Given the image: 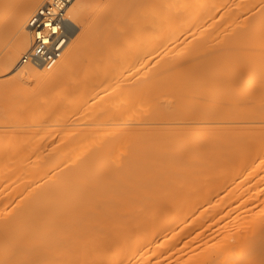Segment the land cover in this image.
I'll return each instance as SVG.
<instances>
[{
  "label": "bare ground",
  "instance_id": "6f19581e",
  "mask_svg": "<svg viewBox=\"0 0 264 264\" xmlns=\"http://www.w3.org/2000/svg\"><path fill=\"white\" fill-rule=\"evenodd\" d=\"M73 1L0 0V264H264V0Z\"/></svg>",
  "mask_w": 264,
  "mask_h": 264
},
{
  "label": "rangeland",
  "instance_id": "374dc122",
  "mask_svg": "<svg viewBox=\"0 0 264 264\" xmlns=\"http://www.w3.org/2000/svg\"><path fill=\"white\" fill-rule=\"evenodd\" d=\"M48 1H49V0H45L44 3H47ZM80 1H81V0H74V1L71 3L70 7H69L68 10H67V14H66L67 16H71L70 14L72 13V11H73L74 9H76V6L80 3ZM44 3H43V4H44ZM119 33H120V32H119ZM119 33H117V34H119ZM126 34H127V33H126ZM128 34H129V33H128ZM131 34H132V33H131ZM74 36H75V35H73V37H70V39H71V40H72V39H76V38H74ZM117 36H118V35H117ZM119 36H120V35H119ZM131 36H132V35H131ZM31 37H32V34H31ZM125 37H126V35H125ZM125 37H122V39L124 38L126 41H127V39H128V41H129L128 43H129V44H130V43L133 44V42H134V44H135V41H130V40L132 39L130 36H129V37L127 36L126 38H125ZM118 38H119V37H118ZM118 38H117V40H119ZM120 38H121V37H120ZM129 38H131V39L129 40ZM70 39H69V43L67 44L66 49H65V51H64V53H63V55H62V57H64L66 51L69 49V46H70V44H71ZM115 39H116V38H115ZM124 39H123V40H124ZM123 40L121 41L119 47H118V41H116L117 44H116L115 42H113V47H114V44H115V46L117 45V47H116V48L114 47L115 49L112 48V50H113L116 54L118 53V56L116 55V57H118V58H119V57H122V58H120V59H122V60H123V58H124V57H123V55H124V54H123L124 51H121V49H124V45H123V44L126 43L125 46H126V47L128 46V45H127V42H125V40H124V42H123ZM122 42H123V44H122ZM138 43H139V42L137 41L136 44L138 45ZM121 44H122V45H121ZM132 44H130L129 46L131 47ZM129 46H128V47H129ZM132 46H133V45H132ZM134 46H135V45H134ZM134 46L131 48L132 50L137 48V47L134 48ZM117 48H119V49H118V51L116 52ZM181 48H182V47H180V53H181V52H184V51H181ZM110 49H111V48H110ZM112 50H110V51H112ZM125 50H126V48H125ZM132 50H131V51H132ZM177 50H178V49H177ZM182 50H183V49H182ZM129 51H130V50H129ZM107 52H108V51H107ZM119 52H120V53H119ZM175 52H177V51H175ZM109 53H110V52H109ZM111 53H112V52H111ZM126 53H127V52H125V54H126ZM129 53H130V52H129ZM120 54H123V55L120 56ZM174 54H175V53H174ZM182 54H183V53H182ZM107 55H109V54H107ZM114 55H115V54L111 55V57H112V56L114 57ZM128 55H129V54L127 53V55H125V56L127 57ZM173 56H175V55H173ZM176 56H177V54H176ZM178 56H180V55H179V51H178ZM111 57H109V59H110ZM116 57H114V58H116ZM163 59H164V58H163ZM124 60H125V58H124ZM127 60H128V57L126 58L125 61L127 62ZM113 61L116 62V59L113 60ZM113 61H112V62H113ZM117 61L120 62L119 59H117ZM125 61H124V62H125ZM19 62H21V64H24V65H29V64H30L29 62L22 63V56H21V58L19 59ZM107 63H108V62H107ZM113 64H114V63H113ZM116 64H118V63H116ZM120 64H122V63H120ZM124 64H125V63H124ZM114 65H115V64H114ZM111 66H112V65H111ZM151 66H152V65H151ZM112 67H113V66H112ZM114 67H115V66H114ZM116 67L119 68L118 65H116ZM127 67H128V66H127ZM124 68L126 69V67H124ZM120 69H123V65H121ZM123 70H124V69H123ZM210 74H211V73H210ZM208 76H209V75H208ZM211 76H212V74H211ZM211 76H210V77H211ZM202 79L204 80V78H202ZM208 79H209V78H208ZM206 80H207V77H206ZM211 81H212V80H211ZM12 82H13L14 84H13ZM12 82H11V83L14 85V86H13L14 90H20V89L22 88V87H20L21 85H18V86H17L18 83L15 82V80L12 81ZM208 82H209V81H208ZM208 82H207V83H208ZM202 83H203V82H202ZM207 83H205V86H203V88H206L208 84L211 86V83H210V82H209L208 84H207ZM197 85H199V84H196L195 87H197L196 90L199 92L200 90L198 89V86H197ZM202 85H203V84H202ZM199 86L202 88L201 85H199ZM201 88H200V89H201ZM208 88L211 89V87H209V86H208ZM208 88H206V90H207ZM194 89H195V88H194ZM194 89H193V88L190 89V87H189L190 95L187 94L186 96H188V95H189V97H190V96H193V95L195 96L196 92H195L194 94L192 93L193 95L191 94V90H194ZM203 90L205 91V89H203ZM203 90L201 89L202 92H203ZM253 90H254V89H253ZM15 92H16V91H15ZM192 92H193V91H192ZM202 92H201V93H202ZM207 92H208V91H205L206 94H209L208 97L210 98V94H212V93H207ZM209 92H211V90H210ZM218 92H219V93H218ZM218 92H217V93H218L220 96H219L218 94H216V97L219 96V98H220V97H221V94H222V91H221V93H220V91H218ZM197 94H198V93H197ZM17 96H18V95H17ZM186 96H183V95H182V97H183V98H182V99H183V102L181 103V105H183V106H184V102H185L184 97L186 98ZM196 96H197V95H196ZM198 96H200V95L198 94ZM212 96H213V95H212ZM222 96H223V94H222ZM200 97H201V96H200ZM200 97H199V99L201 100L202 97H201V98H200ZM205 97L207 98V96H203V98H205ZM214 97H215V96H214ZM18 98H19V97H18ZM18 98L15 99V100H18ZM190 98H191V97H190ZM195 98H197V97H195ZM166 99H167V100H170L169 98H167V95H166ZM166 99H164V100L167 101ZM186 99L188 100L189 98H186ZM191 99H194V97L191 98ZM191 99L188 100V102L186 101L187 103H186V106H184V107H187L188 104H191V102H193V103H192L191 105H189L188 107L193 106L196 102H199L198 99H197V101H196V99H195V100H194L195 103H194V101H191ZM207 99H208V98H207ZM213 99H214V98H213ZM213 99L210 98V101L213 100ZM164 100L162 99L161 103H162ZM215 100H216V99H215ZM215 100H214V102H215ZM206 101H207V100L204 99V102H203L204 105H202V104H201V105H202V106H205V102H206ZM216 101H217V100H216ZM219 101H220V100H218V101L215 102V103H219ZM1 102H3V101L0 100V105H1ZM6 102H7V101H6ZM6 102L4 101L3 103H6ZM8 102H9V103H6L5 105H7V107H8V105L12 106V103L10 104V101H8ZM16 102H17V101H16ZM189 102H190V103H189ZM164 103H165V102H164ZM166 103H167V102H166ZM199 103H200V102H199ZM201 103H202V101H201ZM209 103H210V102L208 101V104H209ZM215 103H214V104H215ZM220 103H221V101H220ZM162 104H163V103H162ZM210 104H211V103H210ZM210 104H209V105H210ZM195 105H197V103H196ZM198 105H199V104H198ZM198 105H197V106H198ZM218 105H219V106L215 107L216 109H217L218 107H221V106H220L221 104H218ZM3 106H4V105H3ZM10 106H9V109L11 108ZM183 106H181V110H182ZM197 106H196V107H197ZM202 106L200 107L201 109H199V113L202 111V108H204V107H202ZM213 106H216V105H213ZM213 106H212V107H213ZM12 107H14V104H13ZM196 107H194V108H196ZM205 107H208V106L206 105ZM191 108H193V107H191ZM197 108H199V107H197ZM51 109H52V107L48 106L47 108H45L44 110L39 111V112H38L37 110H33L34 112H33V111H30L31 114L33 115L32 118H34V120L32 121V125H31L30 120H29L30 117H28L29 115H28L27 113H25V115H24V113H23V116H24V117H23L22 115H21V116H18V117H16V115H15V117H14L13 114H14V112H16V110H14V108H12V110H14V111L12 112V113H13V114H12L13 116H11L10 113H9V115L7 114V112H8V108H7V111L5 110V111H3V113L6 114V115H8V116H6V117H9V119H10V116H11L12 119L15 118V119H13V120L11 119L12 121H15L16 118H17V119H19L20 122L22 121V123H23V121H25V120L27 119V120L29 121L28 123H30V126H31V128H32V127H33V123H34V122L36 123V122L38 121V120L36 121V119L41 120L42 117H43V118H46L49 114L51 115V112H50V111H52ZM185 109H186V108H184V112H180V111H178V112H180V114L177 115L179 118H180V116H181V113H183V115L186 114L187 112L185 113V111H186V110L189 111L190 108H189V109H186V110H185ZM207 109H209V108H207ZM213 109H214V108H213ZM216 109H215V110H216ZM232 109L235 110L236 108L232 107L231 110H232ZM1 110H2V109H1ZM53 110H54V109H53ZM65 110H67V112L64 113V115H68V113H70V114H71L70 116H72V113L75 112L74 114H76V113L78 112V110H77L76 108H75V109H70V110L65 109ZM190 110H191V112H192L193 115L196 114L195 112H196L197 110H195V111H194V109H190ZM203 110H204V109H203ZM205 110H206V108H205ZM210 110H212V109H210ZM227 110H228V109H227ZM231 110H230V111L228 110V112H229V113L232 112V114L234 113L233 115H235V112H234L233 110H232V111H231ZM35 111H36V112H35ZM46 111H47V112H46ZM76 111H77V112H76ZM182 111H183V110H182ZM193 111H194V112H193ZM206 111H208V110H206ZM0 112L2 113V111H0ZM5 112H6V113H5ZM9 112H10V110H9ZM21 112H22V111H21ZM40 112H41V113H40ZM43 112H44V113H43ZM202 112H203V111H202ZM202 112H201V113H202ZM1 113H0V114H1ZM18 113H19V112H17V114H18ZM28 113H29V112H28ZM78 113H81V112L79 111ZM78 113H77V114H78ZM189 113H190V112H189ZM194 113H195V114H194ZM197 113H198V111H197ZM236 113H237V110H236ZM4 114H3V115H4ZM20 114H21V113H20ZM29 114H30V113H29ZM31 114H30V115H31ZM42 114H43V115H42ZM56 114H57V113H56ZM56 114H54V115L57 116ZM62 114H63V112L61 113V116H62ZM81 114H82V113H81ZM84 114H85V113H84ZM232 114H230V116H233ZM37 115H39V116L41 115V116H40V117H39V116L36 117ZM54 115H52V116H54ZM78 115H79V114H78ZM78 115H76V116H78ZM183 115H182V116H183ZM186 115H187V114H186ZM190 115H191V113L189 114L188 117L185 116L184 119L189 118ZM52 116H50V117H51V120L54 121V118H55V117L52 118ZM84 116L86 117V115H84ZM182 116H181V118H182ZM235 116H236V115H235ZM21 117L24 118V120H23ZM25 117H26V118H25ZM27 117H28V118H27ZM4 118H5V117H3L2 115H0V127H1V125H2L1 129L4 128V127H5V129H6V128L8 129V127L10 128V127L12 126V124H11V126H9V123H8V122H10V120L7 122ZM48 118H49V117H47V119H48ZM62 118H63V117H62ZM67 118L69 119L68 116L65 117V119H67ZM73 118H74V117H73ZM73 118H71V119H73ZM75 118L77 119V117H75ZM75 118H74V119H75ZM80 118H81V116H80ZM190 118H192V117H190ZM231 118H232V117H231ZM233 118H234V117H233ZM65 119H64V120H65ZM78 119H79V117H78ZM88 119H90V118L88 117ZM182 119H183V118H182ZM27 120H26L25 122H27ZM49 120H50V118H49ZM69 120H70V119H69ZM79 120H80V119H79ZM79 120H77L79 124L85 122V121H84L85 119H83L84 122H82V121L79 122ZM86 120H87V117H86ZM12 121H11V122H12ZM16 121H18V120H16ZM75 121H76V120H75ZM75 121H74V122H75ZM87 121H88V120H87ZM4 122H6V123H4ZM71 122H72V121H71ZM74 122H73V123H74ZM12 123H13V122H12ZM16 123H17V122H16ZM16 123H15V125H16ZM28 123H26V125H27ZM35 123H34V124H35ZM37 123H38V122H37ZM85 123H86V122H85ZM7 124H8V126H7ZM23 124H25V123H23ZM71 124H72V123H70V124L68 123L67 126L69 127V125H70L71 128H72V127L75 126V124L77 125V122H75L74 124H72L73 126H72ZM79 124H78V126H79ZM17 125H18V124H17ZM20 125H21V123H20ZM20 125H18L17 127H19ZM3 126H4V127H3ZM13 126H14V125H13ZM67 126H66V127H67ZM81 126H82V124L80 125V127H81ZM83 126H84V125H83ZM83 126H82V128H83ZM20 127L23 128V127H26V126H25V125H21ZM20 127H19L18 130L21 132ZM28 127H29V125L26 127V129H25V128H24V129L27 130ZM50 127H51V126H50ZM76 127H77V126H76ZM80 127L77 128V129H80ZM84 127H85V126H84ZM11 128H12V127H11ZM11 128H10L9 130H11ZM14 128H15V130L17 129L16 127H14ZM54 128H55V127L52 126V130H53ZM69 128H70V127H69ZM71 128H70V129H71ZM74 129H75V128H74ZM2 130H3V129H2ZM25 130H23V131L25 132ZM66 130H67V132L69 131L68 128H67ZM75 130H76V129H75ZM75 130L71 129V131H72L73 133H74ZM188 130H189V129H188ZM188 130H187V131H188ZM192 130H193V129H192ZM196 130H197V129H196ZM4 131L6 132V131H8V130H4ZM49 131H51V128H50ZM53 131H54V130H53ZM189 131H190V130H189ZM193 131H194V130H193ZM8 132H9V131H8ZM10 132H11V133H7V132L4 133V134H6L4 137L8 136V137H7L8 140L5 139V138L3 137L4 134L2 135V137H3L5 140H7V141H5V140L1 137V138L3 139L2 141H4L5 145H9V146H10V144H9L8 142H11V143H12L11 145H14V144H15V141H17V140L19 139V138H17V137H18V135H19V133H20V132L16 133V134H15L16 136L13 135V133L17 132V131L14 132V129H13V128H12V131H10ZM24 132H23V133H24ZM54 132H55V131H54ZM65 132H66V131H65ZM23 133H21V134H23ZM25 133H26V132H25ZM25 133L22 135L23 137L20 136V139H21V138H25V137H24ZM48 133H49V132H48ZM70 133H71V132H70ZM73 133H71V135H72ZM188 133L190 134L189 136H191V135H192L191 133H193V132L190 131V132H188ZM7 134H8V135H7ZM11 134H12V135H11ZM17 134H18V135H17ZM50 134H51V137H52V139H53V137L55 136V134H54L53 136H52V133H50ZM66 134L69 135V137H68V135H67V139L70 138V134H69V133H65V134H64L65 137H66ZM74 134H75V133H74ZM9 135H10V136H9ZM46 135H47V134H46ZM12 136H14V137H12ZM25 136H26V135H25ZM48 136H50V135L48 134ZM75 136H76V134L74 135V137H75ZM46 137H47V136H46ZM51 137H50V138H51ZM55 137H56V136H55ZM55 137H54V138H55ZM10 138H11V139H10ZM12 138H13L14 140H12ZM15 138H16V139H15ZM76 138H78V137H76ZM190 138H191V137H190ZM198 139H199V138H198ZM9 140H10V141H9ZM13 141H14V143H13ZM18 141H19V140H18ZM197 141H198V140H196V142H197ZM25 145H26V144H24L23 146H25ZM10 148H11V147H10ZM22 148L25 149V151H26V149H27V145H26V147H22ZM12 152H13V151H12ZM26 152H27V151H26ZM7 167H8V166H7ZM7 167H6V168H3V170L6 169L7 171H6L5 173L8 172V173H7L8 175L6 174V175H7V176H6L5 173H4V171L1 170V171H0V174L2 173V175H1L0 177L3 178V177H2L3 175H4V177L6 176V178H7V182H9V181H11L10 179H13V178H14V171H13V174H12V168L9 169V167H8V169L11 170V171H9V170L7 169ZM10 172H11V174H12V175L10 174V175L12 176V178H10V177H11V176L9 175ZM8 176H9V177H8ZM6 178H4V180L1 179V186H2V184H3V183H2V180L5 181ZM8 178H9V179H8ZM15 179H16V178H15ZM15 179H13V180H15ZM13 180H12V181H13ZM12 181H11V182H12ZM7 182L5 181L4 183H7ZM11 182H9L8 184H10ZM14 182H15V181H14ZM14 182H13V183H14ZM19 182H20V181H19ZM19 182H18V183L15 182V183H17L16 185H15V183L12 184V185H15L14 187L19 186V185H18V184H20ZM8 184H6V186H8ZM22 184H24V183H21V185H20L21 187H22ZM12 185H11V186H12ZM1 186H0V187H1ZM6 186H5V184L2 186V189L5 187V188L3 189V191H4V190H7V191H9L10 193H15L14 191L17 190L16 188H14V187L11 188L10 186H8V188H9V190H8ZM25 186H26V185H25ZM25 186H23V187H25ZM25 188H26V187H25ZM0 189H1V188H0ZM11 189H15V190L11 192V191H10ZM18 190H19V189H18ZM20 190H21V188H20ZM20 190H19V191H20ZM23 191H24V190H23ZM25 191H26V190H25ZM25 191H24V192H25ZM1 192H2V191L0 190V195H1ZM4 192H5V193H4ZM4 192H2V193H3V195L5 196L6 191H4ZM9 192H8L7 194H8L9 196H11V195L9 194ZM24 192H22V193L24 194ZM16 193H17V192H16ZM22 193H21V195H22ZM8 195H7V196H8ZM17 195H19V196H17ZM17 195H14V197H15L16 200H18V199L21 197L20 194L17 193ZM4 196H3V197H4ZM9 196H8L7 198L4 197V198H5V199H4L5 203H6V199H7L8 201H11V199L14 198V197H13V198H10ZM12 196H13V195H12ZM3 197H2V195H1V199H2ZM16 197H17V198L19 197V198L17 199ZM8 198H10V200H9ZM16 200H14V201H16ZM0 201H1V200H0ZM4 201L2 200V202H4ZM12 201H13V200H12ZM7 203H8V202H7Z\"/></svg>",
  "mask_w": 264,
  "mask_h": 264
},
{
  "label": "built area",
  "instance_id": "2783aa9c",
  "mask_svg": "<svg viewBox=\"0 0 264 264\" xmlns=\"http://www.w3.org/2000/svg\"><path fill=\"white\" fill-rule=\"evenodd\" d=\"M61 1H63V3H64V2H65V3H68L70 0H61ZM65 10H66V9H65ZM46 12L49 13L48 10H46ZM57 12H61V11L59 10V11H57ZM58 19H59V18L53 17V20H51V24L53 25V27H50V31L44 32L45 28H44V27H41V29L39 30L40 34L43 35V36H46V35L49 33V34L52 35V36H55V37H57V38L60 37V38H62V40H66V37H65L64 35L61 36V35L59 34V30H60L61 28H60L59 24L57 23V20H58ZM37 25H38V26H37L36 28H39V27L41 26V22H38ZM51 29H52V31H54V29H55V30L59 29V30H58V32L55 31V32L53 33V32H51ZM44 40H45L46 44L44 43ZM50 42H51V39H50V38L42 39L40 36H37V48L39 47L38 50H39L40 54H45V55H48L49 57L57 56L56 53H59L60 48H59V47H56L55 50H54V52H52V51L48 48ZM60 53H61V52H60Z\"/></svg>",
  "mask_w": 264,
  "mask_h": 264
}]
</instances>
